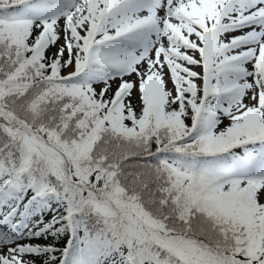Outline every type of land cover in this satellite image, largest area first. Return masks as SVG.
Returning a JSON list of instances; mask_svg holds the SVG:
<instances>
[{"label": "snow or ice", "instance_id": "6c2138e0", "mask_svg": "<svg viewBox=\"0 0 264 264\" xmlns=\"http://www.w3.org/2000/svg\"><path fill=\"white\" fill-rule=\"evenodd\" d=\"M0 264H264V0H0Z\"/></svg>", "mask_w": 264, "mask_h": 264}]
</instances>
